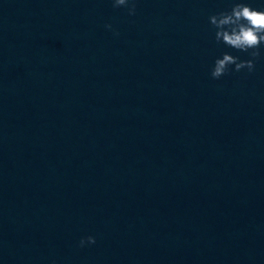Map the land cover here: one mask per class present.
<instances>
[{
  "label": "clouds",
  "instance_id": "obj_1",
  "mask_svg": "<svg viewBox=\"0 0 264 264\" xmlns=\"http://www.w3.org/2000/svg\"><path fill=\"white\" fill-rule=\"evenodd\" d=\"M113 7H125L129 16H134L137 9V0H113ZM210 25L216 29L215 42L223 43L225 46L234 48L240 52L248 53L251 57L241 60L227 52L222 54V58H217L211 69L212 79L219 80L222 76L231 72H240L247 69L248 73L255 70V62L260 58V48L264 45V10L251 7L245 2L235 3L230 10H223L209 17ZM106 29L112 30L113 35L120 33L112 28L111 24L105 25ZM234 65V69L231 67ZM94 236L82 237L78 247L94 245ZM56 264V261H51Z\"/></svg>",
  "mask_w": 264,
  "mask_h": 264
}]
</instances>
